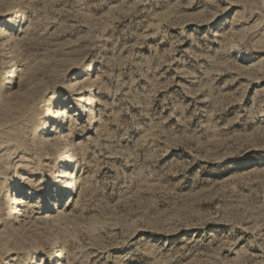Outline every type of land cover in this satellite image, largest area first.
<instances>
[{
    "label": "rangeland",
    "instance_id": "obj_1",
    "mask_svg": "<svg viewBox=\"0 0 264 264\" xmlns=\"http://www.w3.org/2000/svg\"><path fill=\"white\" fill-rule=\"evenodd\" d=\"M0 264H264V0H0Z\"/></svg>",
    "mask_w": 264,
    "mask_h": 264
}]
</instances>
